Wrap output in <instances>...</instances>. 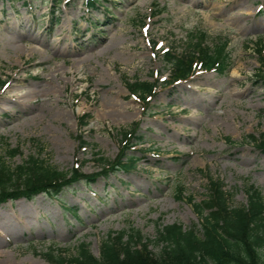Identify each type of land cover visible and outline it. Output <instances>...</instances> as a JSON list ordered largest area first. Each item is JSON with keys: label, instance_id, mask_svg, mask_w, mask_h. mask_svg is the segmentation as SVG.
<instances>
[{"label": "rangeland", "instance_id": "rangeland-1", "mask_svg": "<svg viewBox=\"0 0 264 264\" xmlns=\"http://www.w3.org/2000/svg\"><path fill=\"white\" fill-rule=\"evenodd\" d=\"M85 1L0 0V102L16 77L20 92L56 85L38 103H0V158L12 169L38 158L67 177L101 174L136 129L121 159L134 167L0 205V264H53V252L70 260L82 244L99 258L123 230L155 241L165 226L200 229L208 212L196 205L211 180L234 207L250 187L264 197V0ZM201 32L210 46L228 41L232 71L168 83L164 53H183ZM137 82L156 84L147 103L130 89Z\"/></svg>", "mask_w": 264, "mask_h": 264}, {"label": "trees", "instance_id": "trees-1", "mask_svg": "<svg viewBox=\"0 0 264 264\" xmlns=\"http://www.w3.org/2000/svg\"><path fill=\"white\" fill-rule=\"evenodd\" d=\"M90 6L96 8L95 4ZM206 33L193 36L190 46L179 54L174 50L164 53L165 66L170 70L168 83L190 79L195 69L200 66L206 71H216L224 75L232 68L231 56L227 51V42L219 41L213 46L206 42ZM262 41L258 44L259 55L264 59ZM263 74L260 77L263 78ZM4 84L2 83V86ZM132 93H137L147 102V97L155 96V83H139L130 85ZM137 130L122 133V141L126 143L121 150V157L112 166L106 167L101 174L108 175L116 169L134 167L136 159L128 163L123 160L133 146L131 136L136 139ZM129 144V145H128ZM264 148V140L261 141ZM11 151L10 158L16 157ZM104 162V159H99ZM110 166V165H109ZM118 167V168H117ZM108 173V174H107ZM101 174L81 175L76 170L67 177L49 167L45 160L30 158L21 165L10 168L4 158H0V205L9 200L20 198L34 200L38 194L45 192L57 196L65 187L84 182L91 184L96 176ZM209 196L203 203L196 205L204 214L201 228L185 229L180 224L165 226L158 230L157 238L151 241L140 231L134 229L111 233L102 243L100 257H95L88 245L82 244L70 260L48 254L53 264H264V197L253 187L247 192V203L234 207L232 195L224 190L219 180L210 182ZM179 198L183 197L182 188L178 191ZM190 203H193L191 198ZM156 244L158 252H153Z\"/></svg>", "mask_w": 264, "mask_h": 264}, {"label": "bare ground", "instance_id": "bare-ground-1", "mask_svg": "<svg viewBox=\"0 0 264 264\" xmlns=\"http://www.w3.org/2000/svg\"><path fill=\"white\" fill-rule=\"evenodd\" d=\"M36 39L37 38H35V40ZM35 40H33V41H35ZM37 48L38 47L34 46V48L32 50L34 51V49H37ZM58 71H59V69L54 68L53 73H57ZM50 83H51V86L45 85L43 87H38L37 85H34V86H32L31 89H27L25 92H23V91L20 92V90H16V89L17 88H23L25 83L23 80H21V78L16 77L15 80L13 81V83L10 84L11 86L9 85L10 86L9 91L7 93H5V95L1 96V102L0 103L4 104L6 106L8 103L20 104L22 106H25L28 103H30V104H32L34 102L38 103L40 101V98L47 97L52 93L54 94V92H55L54 90L56 89V85H54V83L52 84V81H50ZM1 109L5 110V108H3V107H1ZM81 110L82 109H78V114L81 112ZM128 112H129V109L124 111V108H123V110H117L116 113L119 116H123V115H126ZM111 113H112V111H111ZM59 115L66 117V115H68V114H66V112H63V113L60 112ZM40 194H45V192H41ZM40 194H38V195H40ZM27 201H33V200H27ZM8 202H15V201L9 200ZM5 203H3V204H5ZM0 213H1V211H0ZM5 215H6L5 218H7L9 220L10 219L9 216L6 213H5Z\"/></svg>", "mask_w": 264, "mask_h": 264}]
</instances>
